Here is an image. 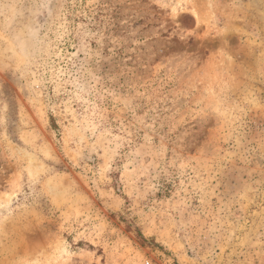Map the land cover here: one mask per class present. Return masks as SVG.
<instances>
[{"label": "rangeland", "instance_id": "rangeland-1", "mask_svg": "<svg viewBox=\"0 0 264 264\" xmlns=\"http://www.w3.org/2000/svg\"><path fill=\"white\" fill-rule=\"evenodd\" d=\"M0 264H264V0H0Z\"/></svg>", "mask_w": 264, "mask_h": 264}]
</instances>
